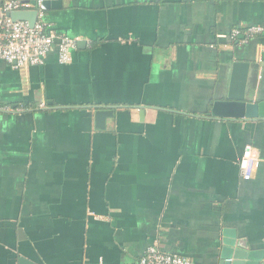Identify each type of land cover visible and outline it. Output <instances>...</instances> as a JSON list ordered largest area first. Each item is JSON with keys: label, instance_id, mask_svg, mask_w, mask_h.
<instances>
[{"label": "crops", "instance_id": "0c3cea01", "mask_svg": "<svg viewBox=\"0 0 264 264\" xmlns=\"http://www.w3.org/2000/svg\"><path fill=\"white\" fill-rule=\"evenodd\" d=\"M44 21L79 42L68 65L0 61V107L19 109L0 112V264H135L150 246L264 264V120L206 117L228 94L264 101V0H62ZM94 107L114 109L102 129Z\"/></svg>", "mask_w": 264, "mask_h": 264}, {"label": "built area", "instance_id": "2783aa9c", "mask_svg": "<svg viewBox=\"0 0 264 264\" xmlns=\"http://www.w3.org/2000/svg\"><path fill=\"white\" fill-rule=\"evenodd\" d=\"M43 2L44 0H0V61L10 64L14 70L43 65L46 56L54 49L61 65H68L72 61V51L76 49L79 40L46 32L47 24L41 8ZM20 10L37 11L36 22L32 28L26 22H13L8 16L10 12ZM262 33L263 29L259 26L233 28L229 39L231 43L244 45ZM16 110L19 109L0 107V112ZM258 166L259 160L253 148L245 146L238 162L240 178L250 180ZM135 264L194 263L178 255L164 254L155 246H150Z\"/></svg>", "mask_w": 264, "mask_h": 264}, {"label": "water", "instance_id": "95a60500", "mask_svg": "<svg viewBox=\"0 0 264 264\" xmlns=\"http://www.w3.org/2000/svg\"><path fill=\"white\" fill-rule=\"evenodd\" d=\"M33 4V3H32ZM62 0H44L42 9L49 11L51 9H60ZM13 22H26L32 28L36 22V10L13 11L8 14ZM57 42V41H56ZM83 44V43H79ZM240 64L234 65V68ZM94 120L96 128H104L106 119L113 117V108L94 107ZM206 117L211 119L229 120V121H246V120H264V101L254 103L246 100L243 96H233L228 94L225 99L215 100L211 103ZM140 116L144 114V109H140ZM241 247V245H238ZM22 263V260H21ZM223 264H231L228 261Z\"/></svg>", "mask_w": 264, "mask_h": 264}, {"label": "trees", "instance_id": "16d2710c", "mask_svg": "<svg viewBox=\"0 0 264 264\" xmlns=\"http://www.w3.org/2000/svg\"><path fill=\"white\" fill-rule=\"evenodd\" d=\"M24 109H27V107L23 106Z\"/></svg>", "mask_w": 264, "mask_h": 264}]
</instances>
